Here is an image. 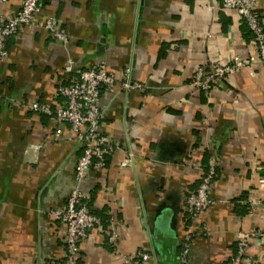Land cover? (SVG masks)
Returning <instances> with one entry per match:
<instances>
[{
  "label": "crops",
  "instance_id": "obj_1",
  "mask_svg": "<svg viewBox=\"0 0 264 264\" xmlns=\"http://www.w3.org/2000/svg\"><path fill=\"white\" fill-rule=\"evenodd\" d=\"M20 4L9 0L0 11ZM254 9L264 23V0ZM48 14L66 44L44 29ZM235 55L257 58L251 32L221 0H43L36 26H21L0 61V264L63 256L65 225L50 210L63 208L75 185L82 142L67 122L29 105L63 103L54 93L72 76L69 61L73 69L103 62L118 81L115 91L101 89L98 121L115 148L80 184L102 218L81 242L78 264H121L117 251L179 264L189 231L187 264H229L240 232H264V66L249 63L207 94L190 81L196 66ZM126 67L141 87L121 88ZM210 161L213 203L195 224L185 202ZM112 231L118 248L107 241ZM244 263L264 264V236L249 241Z\"/></svg>",
  "mask_w": 264,
  "mask_h": 264
},
{
  "label": "built area",
  "instance_id": "obj_2",
  "mask_svg": "<svg viewBox=\"0 0 264 264\" xmlns=\"http://www.w3.org/2000/svg\"><path fill=\"white\" fill-rule=\"evenodd\" d=\"M9 0H0V4ZM43 0H21L20 7L15 13L4 14L0 11V61L7 55L8 39L14 35L21 26L33 28L36 26V16L41 11ZM223 6L236 10L241 21L251 32L256 48L257 58L243 60L240 56H231L225 63L211 60L203 65L196 66L190 84L201 89L206 94L212 84L225 81L228 75L238 71L249 63L264 66V23L255 12L256 0H221ZM44 29L54 41L66 44L68 34L55 14L46 15L43 22ZM64 69L71 71L72 76L65 84H59L54 95L61 97L63 103L58 106L32 101L29 105L33 111L53 118L56 124L67 122L75 134V139L82 142V151L78 156L75 170V185L69 192L63 208L50 210L53 219L65 225L63 256L50 264H78L81 242L92 235L93 229L100 224L101 219L90 206V195L81 188V182L87 177L90 169H102L106 164L115 144L112 138L99 130L98 121L101 117V89L115 91L117 78L106 68L103 62L89 68L73 69L69 61ZM130 67H126L119 78L121 88L126 90L139 88L141 84L131 78ZM59 135V128L56 129ZM130 155V157H129ZM129 157V158H128ZM132 153L123 160L122 164H129ZM213 161L201 174L198 185L191 192L185 202V213L188 219L197 224L200 214L212 203L210 195L211 186L215 178ZM261 229L240 232L233 252L229 257V264H245L244 255L251 239L262 238ZM193 232H187L181 240V252L178 256L179 264H187L192 246ZM118 236L112 231L107 236L108 243L118 248ZM121 264H145L149 258L146 252L134 251L124 254L116 253Z\"/></svg>",
  "mask_w": 264,
  "mask_h": 264
},
{
  "label": "trees",
  "instance_id": "obj_3",
  "mask_svg": "<svg viewBox=\"0 0 264 264\" xmlns=\"http://www.w3.org/2000/svg\"><path fill=\"white\" fill-rule=\"evenodd\" d=\"M249 30V29H248ZM250 32V31H249ZM199 179H200V177H199ZM198 182H199V180H198ZM198 182H197V184H198ZM197 186V185H196ZM94 212V211H93ZM96 215H98L99 217H100V219L102 218L101 217V214L100 213H96V212H94ZM181 249H182V247L180 246V252H181ZM180 254V253H179ZM178 254V255H179Z\"/></svg>",
  "mask_w": 264,
  "mask_h": 264
}]
</instances>
